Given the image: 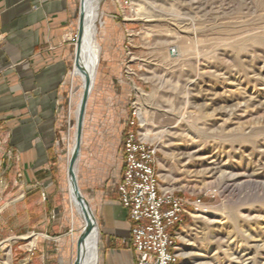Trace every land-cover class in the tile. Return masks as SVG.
Masks as SVG:
<instances>
[{"label": "rangeland", "instance_id": "obj_1", "mask_svg": "<svg viewBox=\"0 0 264 264\" xmlns=\"http://www.w3.org/2000/svg\"><path fill=\"white\" fill-rule=\"evenodd\" d=\"M100 7V62L77 163L100 242L97 199L121 177L123 140L136 116L141 138L158 149L161 188L191 210L177 234L180 264H264V0H100ZM73 64L51 177V217L68 218L64 264L72 231L77 238L82 226L67 183ZM9 140L0 130V264H34Z\"/></svg>", "mask_w": 264, "mask_h": 264}, {"label": "crops", "instance_id": "obj_2", "mask_svg": "<svg viewBox=\"0 0 264 264\" xmlns=\"http://www.w3.org/2000/svg\"><path fill=\"white\" fill-rule=\"evenodd\" d=\"M78 27L75 0H0V130L8 132L9 149L15 152L13 160L6 157L35 237L34 264L55 260L64 264L68 255L65 234L61 235L68 225L67 215L51 217V199L56 195L51 177L56 149L65 139L63 89L75 57L71 40ZM121 177L114 189L97 199L102 233L99 264H137L128 242L129 212L118 202ZM66 208L64 203V212Z\"/></svg>", "mask_w": 264, "mask_h": 264}, {"label": "built area", "instance_id": "obj_3", "mask_svg": "<svg viewBox=\"0 0 264 264\" xmlns=\"http://www.w3.org/2000/svg\"><path fill=\"white\" fill-rule=\"evenodd\" d=\"M71 41L77 42V34ZM138 121L136 116L129 120L117 186L118 202L128 210L131 222L128 242L137 264H180L177 234L191 210L186 200L161 188L158 149L141 138Z\"/></svg>", "mask_w": 264, "mask_h": 264}, {"label": "bare ground", "instance_id": "obj_4", "mask_svg": "<svg viewBox=\"0 0 264 264\" xmlns=\"http://www.w3.org/2000/svg\"><path fill=\"white\" fill-rule=\"evenodd\" d=\"M81 1H83L85 8V14L83 19L84 37L82 42L81 61H82V66L84 67V69H86V72H88V74L91 77L92 89H93L97 68L100 62V45L96 40V36L98 33V24L101 22V17H102L101 7H100V0H81ZM72 69L73 70H72L71 86L72 88L75 87L76 93L73 94L70 102H71V106H73L74 108L73 112L76 115V125H77L79 106L85 85V76L82 70L79 67L75 66V63L73 64ZM75 139H76V131H75ZM74 147H75V142H74V146L70 148L69 161L71 159ZM77 163L74 167V174L76 178H77ZM67 183H68V191H69L71 207L74 211L77 212L76 214L79 216L80 218L79 220H81L82 222L81 230L77 238L75 236L74 230L72 231L73 232L72 240H71L72 251L71 254L69 255L68 264H99L100 232L97 221L95 222L96 225L92 229H88L91 223V218L88 215V213L85 211V209L82 208V206L78 203L74 194L73 184L68 176V173H67ZM76 222H78V220L73 221V228ZM183 255L187 256L186 252L183 253Z\"/></svg>", "mask_w": 264, "mask_h": 264}, {"label": "water", "instance_id": "obj_5", "mask_svg": "<svg viewBox=\"0 0 264 264\" xmlns=\"http://www.w3.org/2000/svg\"><path fill=\"white\" fill-rule=\"evenodd\" d=\"M84 14H85L84 3L83 1H81L80 11H79V27H78V32H77V42L75 44L74 63L76 67H79L82 70L85 76V85H84L83 94L81 96L79 114L77 118L75 147H74L71 159L69 161L67 173H68L70 180L72 181L73 188H74V194H75V197L78 203L82 206V208L85 209V211L88 213V215L91 218V223L88 229H92L96 225L95 223L96 218L87 200L82 195L79 184H78V179L76 178L74 174V167L81 154L87 107H88V102H89V99L92 93L91 77L88 74V72H86V69H84V67L82 66V61H81V50H82V42H83V37H84V25H83Z\"/></svg>", "mask_w": 264, "mask_h": 264}]
</instances>
